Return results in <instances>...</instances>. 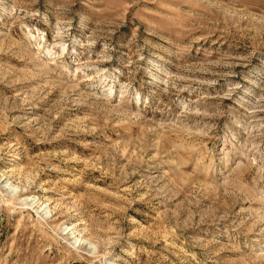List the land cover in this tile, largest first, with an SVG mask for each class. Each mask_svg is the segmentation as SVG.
<instances>
[{
  "label": "rangeland",
  "instance_id": "374dc122",
  "mask_svg": "<svg viewBox=\"0 0 264 264\" xmlns=\"http://www.w3.org/2000/svg\"><path fill=\"white\" fill-rule=\"evenodd\" d=\"M0 264H264V0H0Z\"/></svg>",
  "mask_w": 264,
  "mask_h": 264
}]
</instances>
